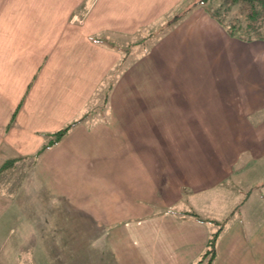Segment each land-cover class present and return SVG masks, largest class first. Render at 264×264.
<instances>
[{"label":"crops","instance_id":"1","mask_svg":"<svg viewBox=\"0 0 264 264\" xmlns=\"http://www.w3.org/2000/svg\"><path fill=\"white\" fill-rule=\"evenodd\" d=\"M213 2L0 0V264H197L227 229L219 264H264V40Z\"/></svg>","mask_w":264,"mask_h":264},{"label":"rangeland","instance_id":"2","mask_svg":"<svg viewBox=\"0 0 264 264\" xmlns=\"http://www.w3.org/2000/svg\"><path fill=\"white\" fill-rule=\"evenodd\" d=\"M212 7L210 8L218 20H220L225 27L230 29L234 35L243 39H262L264 40V0H253L249 3L232 4L226 0H213ZM256 202L253 201L251 205L247 206L246 213L251 214L256 219L255 211ZM236 229H227L223 236L216 244V259L213 260L220 262L226 261L230 246L236 244V237L239 235L235 232ZM239 232H242L238 230ZM219 250V251H218ZM221 250V253H220ZM206 261V260H205Z\"/></svg>","mask_w":264,"mask_h":264},{"label":"trees","instance_id":"3","mask_svg":"<svg viewBox=\"0 0 264 264\" xmlns=\"http://www.w3.org/2000/svg\"><path fill=\"white\" fill-rule=\"evenodd\" d=\"M201 1H203V0H201ZM226 1H228L229 3H232V4H237L240 2L249 3V2H252L253 0H226ZM67 129H68V126L59 130V131L54 132L53 134H51L47 138V141L45 142L44 146L41 148L40 151H42V150L52 146L53 144L57 143L61 139V137L64 135V133L66 132ZM8 166L9 165L7 163V164H5L4 167L6 168ZM217 234L218 233L216 232V233L211 235V237L208 240L207 247L205 248L204 252L202 253L200 259L197 261V264H212L213 260L216 257L215 244H216V240H217Z\"/></svg>","mask_w":264,"mask_h":264}]
</instances>
